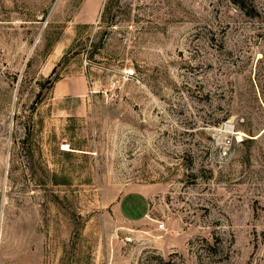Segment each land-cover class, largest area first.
Segmentation results:
<instances>
[{
	"label": "rangeland",
	"instance_id": "374dc122",
	"mask_svg": "<svg viewBox=\"0 0 264 264\" xmlns=\"http://www.w3.org/2000/svg\"><path fill=\"white\" fill-rule=\"evenodd\" d=\"M0 264H264V0H0Z\"/></svg>",
	"mask_w": 264,
	"mask_h": 264
}]
</instances>
